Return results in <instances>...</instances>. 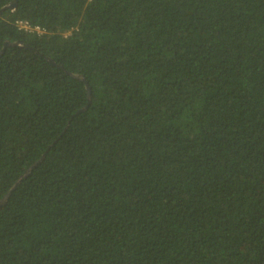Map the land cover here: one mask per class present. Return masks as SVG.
<instances>
[{"label":"trees","instance_id":"16d2710c","mask_svg":"<svg viewBox=\"0 0 264 264\" xmlns=\"http://www.w3.org/2000/svg\"><path fill=\"white\" fill-rule=\"evenodd\" d=\"M13 1L0 264H264V0Z\"/></svg>","mask_w":264,"mask_h":264},{"label":"built area","instance_id":"2783aa9c","mask_svg":"<svg viewBox=\"0 0 264 264\" xmlns=\"http://www.w3.org/2000/svg\"><path fill=\"white\" fill-rule=\"evenodd\" d=\"M18 26L21 29L29 30V31H36V32H42V29L38 26H31L28 21L25 20H19L17 21Z\"/></svg>","mask_w":264,"mask_h":264},{"label":"water","instance_id":"95a60500","mask_svg":"<svg viewBox=\"0 0 264 264\" xmlns=\"http://www.w3.org/2000/svg\"><path fill=\"white\" fill-rule=\"evenodd\" d=\"M16 6H17V0H14V1L10 4L9 7H11V8H16ZM7 44H9V43H7ZM77 77H79L80 79H82V80L86 83V86H87V89H88V93H89V95H90V87H89V85H88V82H87L84 78H81L80 76H77ZM17 184H18V182L16 183V185H17ZM7 198H8V195L5 196L2 200H0V204H1V203H4V202L7 200Z\"/></svg>","mask_w":264,"mask_h":264}]
</instances>
